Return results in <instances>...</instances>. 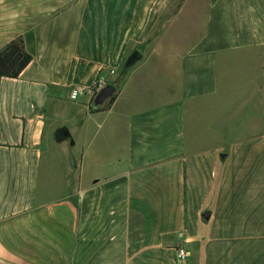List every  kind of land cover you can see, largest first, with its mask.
Instances as JSON below:
<instances>
[{
  "label": "crops",
  "instance_id": "crops-1",
  "mask_svg": "<svg viewBox=\"0 0 264 264\" xmlns=\"http://www.w3.org/2000/svg\"><path fill=\"white\" fill-rule=\"evenodd\" d=\"M20 36L0 264H264V0H0Z\"/></svg>",
  "mask_w": 264,
  "mask_h": 264
},
{
  "label": "trees",
  "instance_id": "trees-1",
  "mask_svg": "<svg viewBox=\"0 0 264 264\" xmlns=\"http://www.w3.org/2000/svg\"><path fill=\"white\" fill-rule=\"evenodd\" d=\"M32 53L26 50L23 37H17L0 49V78L15 79L21 74L24 68L31 62ZM129 58L125 68L131 64ZM104 110V108H102Z\"/></svg>",
  "mask_w": 264,
  "mask_h": 264
},
{
  "label": "water",
  "instance_id": "water-1",
  "mask_svg": "<svg viewBox=\"0 0 264 264\" xmlns=\"http://www.w3.org/2000/svg\"><path fill=\"white\" fill-rule=\"evenodd\" d=\"M140 58L139 53H135L134 56L132 57V61L135 59ZM116 92V88L111 85V84H106L104 85L95 95L93 99V106L94 107H99L101 106L106 100H108L114 93ZM208 212L204 213L203 216L208 218Z\"/></svg>",
  "mask_w": 264,
  "mask_h": 264
},
{
  "label": "built area",
  "instance_id": "built-area-1",
  "mask_svg": "<svg viewBox=\"0 0 264 264\" xmlns=\"http://www.w3.org/2000/svg\"><path fill=\"white\" fill-rule=\"evenodd\" d=\"M105 84V81H104V79H102V78H99L97 81H96V83H95V85H94V88L96 89V90H99V89H101L102 88V86ZM79 93H80V89L79 88H73L72 90H71V92H70V98L73 100V99H75L78 95H79ZM181 236V235H180ZM176 256H177V258L180 260V261H185L186 260V258H187V254H186V251L183 249V248H180V249H178L177 251H176Z\"/></svg>",
  "mask_w": 264,
  "mask_h": 264
},
{
  "label": "flooded vegetation",
  "instance_id": "flooded-vegetation-1",
  "mask_svg": "<svg viewBox=\"0 0 264 264\" xmlns=\"http://www.w3.org/2000/svg\"><path fill=\"white\" fill-rule=\"evenodd\" d=\"M62 134H63L62 131H59V132H58V135H62Z\"/></svg>",
  "mask_w": 264,
  "mask_h": 264
},
{
  "label": "rangeland",
  "instance_id": "rangeland-1",
  "mask_svg": "<svg viewBox=\"0 0 264 264\" xmlns=\"http://www.w3.org/2000/svg\"><path fill=\"white\" fill-rule=\"evenodd\" d=\"M205 213H207V212H205Z\"/></svg>",
  "mask_w": 264,
  "mask_h": 264
}]
</instances>
